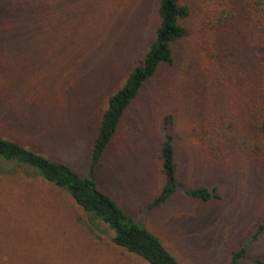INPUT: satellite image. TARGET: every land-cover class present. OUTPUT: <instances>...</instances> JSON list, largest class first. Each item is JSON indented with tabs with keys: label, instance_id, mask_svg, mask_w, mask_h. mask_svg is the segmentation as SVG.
<instances>
[{
	"label": "rangeland",
	"instance_id": "obj_1",
	"mask_svg": "<svg viewBox=\"0 0 264 264\" xmlns=\"http://www.w3.org/2000/svg\"><path fill=\"white\" fill-rule=\"evenodd\" d=\"M179 1L191 8L181 22L191 37L125 113L97 181L180 264H229L264 222V135L250 116L264 101V18L250 14L249 0ZM158 7L159 0H0V136L86 177L101 115L143 63ZM227 8L233 19L206 27ZM167 133L179 190L149 211L165 183ZM0 167V264H148L33 169ZM203 186L217 187L221 200L185 194ZM253 260L264 264V233L243 264Z\"/></svg>",
	"mask_w": 264,
	"mask_h": 264
},
{
	"label": "trees",
	"instance_id": "obj_2",
	"mask_svg": "<svg viewBox=\"0 0 264 264\" xmlns=\"http://www.w3.org/2000/svg\"><path fill=\"white\" fill-rule=\"evenodd\" d=\"M247 5L254 18H264V0H249ZM221 13L219 18L212 16L206 20V27L214 29L217 25H222L236 16L229 8H227V15H224V11ZM191 16V8L180 3L179 0H159V26L155 31V39L146 51L143 63L138 64L130 72L122 87L108 99L107 108L101 115L98 133L92 146L86 177H81L65 163L51 160L0 136V164L9 162L29 167L48 183L66 191L88 215L93 225L97 221H102L109 227L114 233L115 245L142 258L148 264H180V262L168 251L159 237L146 227L139 225L101 189L97 174L127 110L136 102L146 84L159 73L163 66H175L176 44L187 41L191 37L190 30L181 22L188 20ZM250 116L264 135V101L255 102ZM165 121L167 127L171 126L173 117L168 116ZM160 158L165 183L159 195L147 205L149 211L164 206L179 190L177 150L171 133L165 135ZM185 194L192 200L203 203L221 200L217 187L212 189L205 186L198 187L186 190ZM263 233L264 222L259 224L248 242L233 253L229 264H243L248 261L250 247ZM252 262L263 264L261 260Z\"/></svg>",
	"mask_w": 264,
	"mask_h": 264
}]
</instances>
